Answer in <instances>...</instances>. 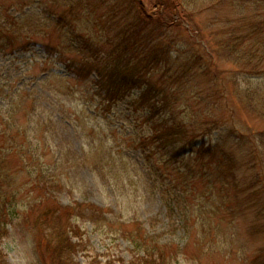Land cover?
Here are the masks:
<instances>
[{
  "label": "trees",
  "instance_id": "1",
  "mask_svg": "<svg viewBox=\"0 0 264 264\" xmlns=\"http://www.w3.org/2000/svg\"><path fill=\"white\" fill-rule=\"evenodd\" d=\"M63 1V10L51 13L52 18L40 21L27 12L22 14L23 26L15 25L16 30L9 23L0 26V58L7 60L18 52L26 58L22 69L13 68L3 79L0 76V125L5 127L8 150L19 149L22 170L39 166L40 158L29 148V136L39 135V141L47 144L44 134L50 132V137H55L56 121L70 122L64 118L65 105L60 101L59 108L50 102L51 107H40L37 100L29 99L32 90L25 94L17 85L23 79L32 84L38 78L27 73L31 60L27 51H22L30 42L16 52L11 49L14 37L45 34L51 22L56 31L65 34L69 43L65 50L75 55L60 52L53 56L64 73L45 70L48 76L43 81L58 88L62 85L70 102L77 92L70 82H75L82 87L85 102L79 110L80 119H74V131L86 140L88 151L73 154L72 168H89L98 175L130 168L143 191L165 207L167 228L180 229L186 239L208 248H214L216 236L222 235L220 251L233 254L234 239L227 235L230 227L222 223L231 225L239 211L217 204L215 199L216 195L228 198L232 191L246 195L241 189L246 184L262 186V182L264 187V130H257L255 123H242L234 114L237 108L246 119L264 124V0H155L150 10L143 0ZM228 2L241 8L236 18L223 21L218 14ZM256 3L263 10L261 17L244 15V8ZM212 15L216 19L210 23L213 39L207 41L194 27L200 17ZM184 32L189 34L187 41L181 39ZM33 47L42 51L40 60L46 67L48 49L35 42ZM222 63L262 78L258 83L262 87L234 90L233 85L224 91V81L218 76ZM223 97H230L235 107L219 104ZM20 118L25 125L21 130ZM13 132L24 136L25 147L17 144ZM64 157L67 154L58 145L56 164ZM3 160L4 156L0 157V237L7 227L4 220L14 215L11 203L17 188V181L3 169ZM248 170L249 176L240 173ZM37 178L42 182H36V188L47 195L44 176ZM250 193L244 198L256 203L252 207L246 203V210L252 209L261 218L259 226L264 233V212L256 209L261 190L255 188ZM260 205L264 208L263 202ZM28 206L32 210L30 203ZM71 211L60 207L42 211L33 223L39 233L37 245L45 241V251L59 264L72 262L70 257L78 247L70 225L77 215ZM63 212L69 214L67 224L59 217ZM123 237L139 255L134 264H173L183 254L181 250L178 256L165 253L157 236L148 235L145 229L123 232Z\"/></svg>",
  "mask_w": 264,
  "mask_h": 264
},
{
  "label": "rangeland",
  "instance_id": "2",
  "mask_svg": "<svg viewBox=\"0 0 264 264\" xmlns=\"http://www.w3.org/2000/svg\"><path fill=\"white\" fill-rule=\"evenodd\" d=\"M143 2L147 4L148 10H150L155 0H143ZM63 6V0H0V26L5 27L9 23L16 30L15 25L23 26L25 22L23 13L28 12V16H35L36 14L41 21L43 17H51V13L59 14L63 10ZM240 8L241 6L237 3L228 2L218 15L223 21L233 19L238 15ZM262 14L263 10L257 3L249 4L244 8V15L250 18L261 17ZM212 18L216 20L213 15L200 17L194 27L205 35L207 41L213 39V31L210 27ZM65 22H62V25ZM189 34L184 32L181 39L187 41ZM16 39L15 36L11 48L16 52L21 51L22 44L30 42L29 47L22 51H27V57L31 60L28 64L30 68L27 73L38 78L32 84H30L29 79H23L17 85L25 91V94L32 90L33 93H29L31 95L29 99L37 100L40 107L49 108L52 105L53 108H59L57 101H60L62 105H65V111H62L64 118H68L70 122L65 125L56 121L55 137L51 138L50 132L44 134L47 138V144L43 145L39 141L38 138L41 137L39 135L37 138L34 133L29 136V148L40 158V162L38 161L39 166L30 167L27 170H22L20 167L17 159L19 149H13L12 153L8 150L5 127L0 125V157L4 156L2 167L17 181L16 198L11 203V212L14 215L9 220H4L7 227L0 237V257L3 258L0 264H59L53 262L50 255L45 251V241L40 246L37 245L39 233L35 231V228L33 229L35 217L40 212L55 210L58 207L71 208L73 216L77 215L74 221L72 218L70 219V225H72L71 229L75 231V233H71V237L78 247L70 257L72 262L68 264H134L139 255L124 239L123 232L134 233L137 232L138 228L142 232L145 229L150 236L156 235L165 253L169 252L175 256L180 250L183 251V254H177V256L179 255L177 263L173 261V264H264V233L259 226L261 218L257 217L252 209L246 210L247 204L252 207L256 201L244 198L251 194L252 189L257 188L258 192L261 190V194L259 193L261 199L259 198L256 209L264 212V208L260 205L262 202L264 203L262 182V186L243 185L241 189L246 191V195H236V192L233 191L228 198L221 199L219 195H216L217 204L222 202L239 211V214H236V219L231 220V225L226 222L222 223V225L230 227L227 235L234 239L235 251L233 254L220 251L224 245L222 235L216 236L214 248H208L195 244L196 240L194 239H186L180 229L175 231L167 228L165 207L153 194L143 191L137 180L133 178L130 168L114 169L112 172L107 171L104 175L93 173L85 167L72 168L75 163L72 160L73 154L80 152L81 149L88 151L86 140L81 139L74 131V119H80L78 118L79 110L85 103L82 87L77 86L75 82H70L72 89L77 91L71 99L72 102H70L64 96L62 85L59 84L58 88L57 84L48 85L43 81L48 76V70L64 73L61 64H56L53 56L56 57L60 52L66 56L68 54L70 56L75 55L70 53L71 51L65 50L69 43H67L62 30L56 31L53 23L49 22V28L45 34H24L21 39ZM34 42L46 46L48 49L44 56L47 59L46 67L43 65L44 60H40L42 51L38 47H33ZM18 53L9 56L6 58L7 60L0 58V76L2 79L6 72L12 71L13 68L22 69L26 66V58ZM2 66L3 68H1ZM221 66L218 76H222L224 86L222 81L220 84L224 91L230 90L233 85H235L234 90L262 87L258 85L262 78L251 77L243 68H238L229 63H222ZM39 80H41L40 83ZM229 99L230 97L228 100L223 97L219 104L235 107V102ZM16 100L18 101L19 97ZM234 114L238 119H241L242 123H255L257 130H264V124L260 123L261 120L255 118L248 120L245 118V113L240 112L237 108H234ZM62 117L63 115L60 114L59 118ZM85 120L91 121L90 119ZM18 122L21 130L25 126L23 119L20 118ZM12 135L17 137L18 145L24 147L27 145L23 142L24 136L22 134L13 132ZM58 145L63 148L67 157L56 164ZM244 152L243 149L242 153ZM53 155H55L54 159H52ZM240 173L249 176L251 171H241ZM39 175L44 176L47 195L35 186L36 182H42L37 178ZM260 175L262 179V172ZM29 203L33 206L32 210H28ZM97 209H101V212L97 213ZM216 216L223 217L224 215L217 214ZM59 217L63 224H67L68 212L61 213ZM93 220H96L97 223L93 224ZM94 225L99 227L96 228ZM210 247H213V244ZM60 264L64 263L60 262Z\"/></svg>",
  "mask_w": 264,
  "mask_h": 264
}]
</instances>
